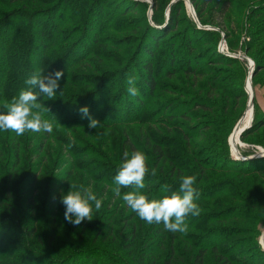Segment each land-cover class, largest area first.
I'll use <instances>...</instances> for the list:
<instances>
[{"label": "rangeland", "instance_id": "obj_1", "mask_svg": "<svg viewBox=\"0 0 264 264\" xmlns=\"http://www.w3.org/2000/svg\"><path fill=\"white\" fill-rule=\"evenodd\" d=\"M39 69L63 73L53 131L0 132V264H264V0H0V110ZM133 151L149 199L195 177L183 233L114 194ZM69 189L101 200L90 220L65 221Z\"/></svg>", "mask_w": 264, "mask_h": 264}, {"label": "clouds", "instance_id": "obj_2", "mask_svg": "<svg viewBox=\"0 0 264 264\" xmlns=\"http://www.w3.org/2000/svg\"><path fill=\"white\" fill-rule=\"evenodd\" d=\"M42 71L43 69H39L27 78L24 81L27 87L4 106L5 110H0V132L11 130L21 136L29 131H53V124L42 117L41 110L46 108L39 101L42 97L51 100L57 95L63 73L56 70L49 75H42ZM127 83L128 94L137 96L138 89L134 86L133 79L128 78ZM79 111L88 119V128L97 127L98 121L91 118L86 106L81 107ZM145 160L142 151H133L131 155L124 154V159L113 177L114 194L120 196L125 205L142 221L148 224H163L164 229L172 233H183L187 227L185 218L199 214V207L195 202L198 198L197 189L194 187L195 177L183 176L178 185L179 190L170 193L167 185H161V192L168 194L160 199H149L139 191L145 187L144 177L148 171ZM152 174H155L154 170ZM121 187H132L135 190L121 193ZM59 202L64 206L65 221L73 225L90 220L93 207L98 209L101 206V200L92 193L83 194L82 191L70 189L60 196Z\"/></svg>", "mask_w": 264, "mask_h": 264}, {"label": "trees", "instance_id": "obj_3", "mask_svg": "<svg viewBox=\"0 0 264 264\" xmlns=\"http://www.w3.org/2000/svg\"><path fill=\"white\" fill-rule=\"evenodd\" d=\"M226 8H225V5L224 6H222L221 8H219L217 11H218V13L219 14H223L224 13V10H225ZM199 16V15H198ZM220 17H221V15H220ZM9 43H12V41L11 40H7L6 41V43H4V44H6L7 46L9 45ZM18 53H20V51H18ZM149 53V54H148ZM147 53V56H149L150 54H152V52L151 51H149ZM145 67H146V73H147V79L148 80H146V85L148 84L149 85V87H152V85H153V82L151 81V80H149V78H150V76H151V67H150V65L149 64H145L144 65ZM249 67H250V65H249ZM189 71V74H193L195 71L194 70H192V71H190V70H188ZM246 86H247V84H246ZM147 87V86H146ZM250 87H251V85H250ZM247 91V90H246ZM242 94H243V92H242ZM248 95V94H247ZM199 105V107H202V108H206V105L204 104V103H200V104H198ZM197 105V106H198ZM182 116H186V113H184ZM238 140H239V136H238ZM228 141H229V139H228ZM16 154H17V152H16ZM50 233V237H53V234L51 233V232H49ZM261 244V247H263L264 248V243H260ZM202 257H203V254H197L196 255V258L194 259V262H195V264H202L201 263V261H202ZM164 264H167V262L166 263H164Z\"/></svg>", "mask_w": 264, "mask_h": 264}, {"label": "bare ground", "instance_id": "obj_4", "mask_svg": "<svg viewBox=\"0 0 264 264\" xmlns=\"http://www.w3.org/2000/svg\"><path fill=\"white\" fill-rule=\"evenodd\" d=\"M247 83H250V82L248 81ZM248 99H249V105H251V103H252V97H251V94L248 95ZM239 123H240V122H239ZM239 123L237 124V127H236L237 132H238V135H240L241 130L245 127V126H243V127H239ZM247 125H248V124H247ZM247 125H246V126H247Z\"/></svg>", "mask_w": 264, "mask_h": 264}, {"label": "water", "instance_id": "obj_5", "mask_svg": "<svg viewBox=\"0 0 264 264\" xmlns=\"http://www.w3.org/2000/svg\"><path fill=\"white\" fill-rule=\"evenodd\" d=\"M243 59H245V58H243ZM246 60V59H245ZM252 76H253V70H251V68H250V70H249V72H248V76H247V80L251 83V78H252ZM245 92H246V94H247V91H246V89H245ZM239 154V153H238Z\"/></svg>", "mask_w": 264, "mask_h": 264}]
</instances>
